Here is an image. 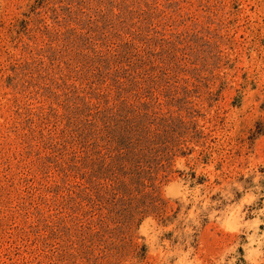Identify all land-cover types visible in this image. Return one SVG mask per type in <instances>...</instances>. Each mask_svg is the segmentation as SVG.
<instances>
[{
	"label": "rangeland",
	"instance_id": "obj_1",
	"mask_svg": "<svg viewBox=\"0 0 264 264\" xmlns=\"http://www.w3.org/2000/svg\"><path fill=\"white\" fill-rule=\"evenodd\" d=\"M0 264H264V0H0Z\"/></svg>",
	"mask_w": 264,
	"mask_h": 264
}]
</instances>
